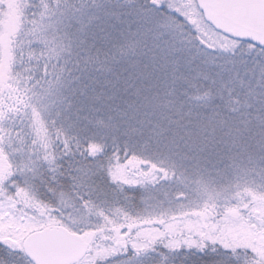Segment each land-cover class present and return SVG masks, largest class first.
<instances>
[{"label":"snow or ice","instance_id":"snow-or-ice-1","mask_svg":"<svg viewBox=\"0 0 264 264\" xmlns=\"http://www.w3.org/2000/svg\"><path fill=\"white\" fill-rule=\"evenodd\" d=\"M0 264H264V0H0Z\"/></svg>","mask_w":264,"mask_h":264}]
</instances>
